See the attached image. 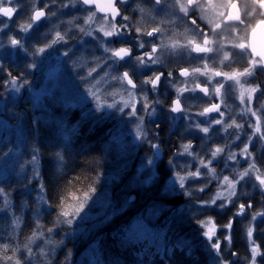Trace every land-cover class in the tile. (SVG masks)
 <instances>
[{
	"label": "snow or ice",
	"instance_id": "1",
	"mask_svg": "<svg viewBox=\"0 0 264 264\" xmlns=\"http://www.w3.org/2000/svg\"><path fill=\"white\" fill-rule=\"evenodd\" d=\"M13 4L14 0H0V17L12 20L19 11ZM78 4L83 6L87 15L83 17V25L75 24L74 27H77L82 34L97 40L99 47L103 50V55L94 56L91 63L86 59H82V62L73 61L71 68L80 82L85 85L82 99H90L96 112L102 113L105 109H113L125 113V109H131L127 115L137 117L138 120L134 130L135 139H146L147 133L143 128V117L137 116L136 104L142 103L145 113L153 115L155 107L153 103L149 102L143 86L150 85L151 89L156 91L165 75L163 71H155L151 66L163 67L168 57H181L187 54L191 60L202 62V66L198 63L196 67L191 68V72L188 68H183L180 70V76H192L193 78L203 76L205 80L197 82L192 88L178 87L176 89L177 98L172 102L169 110L173 113L184 112L180 97L184 92H195L198 89L209 99H219V103H211L197 115L208 116L215 112L218 113L219 118L208 121L206 127H201L200 123L195 124V127L205 134L209 133L213 123L221 125L225 132L234 128L236 130L235 138L239 139V132L243 129L244 124L237 122L235 118H231L230 123L226 122L225 111L221 110L222 106L229 107L226 98L238 88L237 99L243 106L239 114L255 118V124H249V127L252 128V135H259L260 140L264 141V103L259 108L253 107L254 102L264 96V82L252 83L258 74H264V0H244L243 6L239 4L238 0H223L219 4L216 0H137V6L133 11L140 13V21L135 24L132 22V18L124 15L123 12L127 8L129 0H68L66 3L64 0H48L42 6H36L35 0H33L31 15L26 23L20 25V31L27 33L39 22L50 21L57 15L56 11H52V6L75 8ZM79 19L74 17L67 23L71 25L74 20L78 21ZM198 21L202 23H198ZM7 27H9L8 23L0 20V31ZM180 28H183V31H180ZM69 31L71 29L64 32L56 30L50 42L38 48L36 54L43 53L56 44H67L70 38ZM133 32L136 34L135 43H131ZM228 36H231L232 39H228ZM143 37L150 39L145 41ZM115 44L121 46L116 47ZM11 45L22 47L21 41L15 38H11ZM137 48L142 50L138 55L134 51ZM193 53L195 56L192 55ZM62 55L71 59L69 49H66ZM236 57H240L242 61L246 62L242 71L233 69L231 72H227L216 70L213 67L217 60L220 68L226 66L225 62H228L227 66H230ZM34 66L30 65V67ZM126 66L134 69L142 67L153 71V75L141 81V91H145V94L139 98L134 91L138 85L133 79V74L129 71H120V68ZM9 75L11 76V73ZM167 76L172 80L175 79L171 70L167 72ZM220 77L222 79H216ZM229 81L234 82V86L229 84ZM10 82L16 88L17 77L12 76ZM183 83L187 84L188 81L185 80ZM109 88L115 90L109 91ZM16 90L19 89L16 88ZM125 93L127 98H125ZM154 103H160V101L157 100ZM229 110L231 111V109ZM251 139L252 136H249V140ZM151 148L154 150V155L159 152L158 144H151ZM182 149L178 155H188L199 160V166L194 171L174 173V184L178 183L185 195H192V191L186 187L189 181L196 182L205 176L210 177L209 182L212 179L219 181L216 193L207 200L199 201L202 207L215 205L223 209L228 204H234L233 198L239 195L237 186L245 178H250L253 173H255V180L264 193V172H261L254 160H251L243 171L235 173L231 178L225 175L221 181L216 169L211 165L212 160L224 152L223 147H216L211 151V159L198 157L192 151L191 142L182 145ZM240 154L246 159L252 157V153L248 150V144H245ZM3 155L7 156V153ZM56 156L61 162L63 161V156L60 153H56ZM236 156V153H230L228 160L235 161ZM37 162L38 158L34 150L31 163L35 165ZM172 163L169 160V164ZM148 164H152V159L148 160ZM202 169H207V172H203ZM95 183L96 181H91L86 187L79 189L73 186L71 191L65 190L60 194L57 207L61 211L57 214V223L71 225L80 216L96 192ZM207 187L208 185L204 184L195 188L194 191L203 193ZM41 191H44L43 185H41ZM0 195H5L2 188H0ZM217 201H221V203L217 204ZM41 202H44L43 198H41ZM5 203H7L6 196ZM66 205L75 206L74 211H66ZM251 208V203L247 205L241 203L234 215L242 216L247 209ZM258 217L261 218V222H264V211L255 212L246 226L251 252L248 264H257V256L264 255L261 253L259 245H256L252 239L254 232L252 222L256 221ZM198 223L201 228L205 229L203 235L219 256L221 243L219 239H215V223L211 218L199 220ZM13 225L19 227V218L13 221ZM223 227L230 231L233 227L232 219H229ZM42 228V225L37 224L32 234L26 238L22 249L10 242L0 243V264H25V260H31L34 255L31 245L37 239L44 237ZM52 231L53 228L47 229L48 233H52ZM224 239L231 244V235H226ZM45 243L51 244L52 241L46 240ZM9 252L11 255L8 254ZM24 252L27 253V256L21 259ZM40 255H46L44 249H40ZM232 255L237 254L232 253ZM220 264H231V262L221 258Z\"/></svg>",
	"mask_w": 264,
	"mask_h": 264
},
{
	"label": "rangeland",
	"instance_id": "2",
	"mask_svg": "<svg viewBox=\"0 0 264 264\" xmlns=\"http://www.w3.org/2000/svg\"><path fill=\"white\" fill-rule=\"evenodd\" d=\"M48 2V0H35L36 6H42L43 3ZM64 2H68V0H64ZM14 7H16L19 11L17 14L14 15L13 20L14 22L9 23L7 20L0 17V20L5 21L8 23L9 27L4 28L0 31V69L2 67V58H7L11 60L21 59L26 64L27 71L24 72L22 75L25 76V80L17 79L16 88L19 90L17 91L11 84V80L8 81L5 89L3 90V95L0 97V133L6 132L7 130L11 129L12 127L15 130L18 129L20 125L21 119L18 118L14 120V124L8 120H5L2 116H5V112L7 110L8 105L13 100H25L30 102L33 105V108L42 109H49L45 108L44 105L49 107V104H54V107L60 108L59 113H53V111H44V113L40 114L38 117H47L52 118L55 121L63 122V123H73L76 124L74 121V116H76L80 121L83 120H94V121H101L103 123L106 122V133L109 141L105 143L103 147L106 154H112L116 156L118 159V168L119 173L121 172H131L130 177V188H140L143 186L149 185L156 175V169L159 162L164 160L165 165L169 166V170L171 172L165 186L164 191L168 196H178L183 195L185 199L189 198L184 194V190L180 189L179 184H174V173L175 172H184L187 170L194 171L196 167L199 166V160L193 159V157L188 155H178V153L182 152V145H180L178 152L169 153L167 156H163V159L160 161L157 157V153L154 155V150L151 148V144H158L155 140V124L158 122V118L160 117L161 112V103H154L155 101H160L161 95H164L166 90L171 91L174 98H177V91L178 87H188L192 88L195 87L197 82H202L205 80V77L198 76V78H193L192 76L187 77L186 79H181L174 77L175 79L172 80L168 78L165 82L163 90H156L153 91L150 85H144L143 88L146 89V94L148 95L149 102L153 103L155 107V113L153 115H147L144 111L143 104L137 103L136 107L138 109L137 116L143 117V128L144 131L147 133V138L143 140H136L135 139V126L138 122L137 117H131L127 115V113L131 109H125V113H120L117 110L113 109H105L102 113L96 112L94 108L93 102L88 99H82L84 95V87L85 85L80 82L77 78L75 72L72 70L71 65L73 61L82 62V59H86L89 63H91L92 58L94 56H101L103 55V50L99 47L98 41L93 39V37L86 36L78 31L77 27H74L75 24L83 25V17L87 15V13L78 8V5L68 8H59L58 6H52V11H56L57 15L52 17L50 21H43L42 24L34 25L33 29L29 30V32L25 33L20 31V25L27 22L28 17L31 15L33 10V0H28V3L22 4L19 0H14ZM22 7L23 10H29L27 12V16L25 19H22ZM78 10L76 13L71 14L70 11ZM80 18L78 21L74 20L73 24H68L67 21L73 20V17ZM24 16V15H23ZM14 24V25H13ZM69 31V39L67 44H56L52 48H48L43 53L36 54L37 49L43 47L46 43H49L51 38L54 36L56 30L61 32ZM180 31L181 28L179 29ZM11 38H15L21 41L22 47L19 46H12L11 45ZM114 46L119 47L121 45L115 44ZM70 50V57H64L62 53L66 50ZM142 51L137 48V52ZM134 63V62H133ZM202 66V62L191 60L187 54L181 57H168L165 60L163 65V69L165 70H173L176 67L181 65H185V68H188L191 72L192 67H196L197 64ZM228 62H225L227 65ZM191 64V65H190ZM30 65H35L34 67H30ZM189 65V67H187ZM159 65H153L151 68H156ZM216 70L225 71L224 67H219V61L217 60L216 63L213 65ZM127 68L132 72L137 79V89L134 90L137 93V98L145 94V91H141L140 83L145 78L142 76L139 77V72L142 73L147 71L142 67L140 68H133V67H122L120 71H127ZM179 68H176L174 71L176 72ZM181 69V68H180ZM228 72V70H227ZM150 75V74H149ZM153 75V74H152ZM19 77V76H18ZM177 78V79H176ZM216 79H222L216 78ZM243 79V78H242ZM187 80L188 83L184 84L183 82ZM229 84H233L234 82L229 81ZM175 85V86H173ZM118 87V85H117ZM115 90L114 88H109V91ZM125 98H127L126 93L124 94ZM239 95V89L236 88L235 91L232 92L230 96L226 98V103L229 106L225 108L222 106L221 110L225 111V121L231 122V118H235L237 122L243 123L244 127L239 132V139H236V130L234 128H230L227 132L223 131L221 125H217L215 123L212 124L211 128L209 129V133L205 134L199 129L195 127V124L200 123L201 127L208 126V121L218 119L219 115L216 113L213 116H200L197 115L198 112L203 111L205 106L208 103L214 102L219 103V99L213 98L209 99V97H202L199 93L195 92H184L183 95L180 97L181 102L184 103L187 108V113L185 112L179 118H172L171 127L177 126L178 123L185 124L188 127V134L192 135L193 140L199 139V148L197 144L194 145V141L191 142L192 144V151L197 154L198 157H203L205 159H211V151H213L216 147H223L224 152L218 155L215 159L212 160L211 167L216 169V173L219 177V180L222 181L223 176L227 175L230 178L237 172L243 171L245 168L248 167V164L251 160H254L257 167L258 162L256 160L257 156H259L262 152H264V141L260 140L259 135H252V128L249 127V124H255V118L251 117L250 115L241 116L239 113L241 108L243 107L240 105L239 99H237ZM111 99V98H109ZM119 99V97H117ZM202 99V100H201ZM256 102V101H255ZM254 102L253 107L259 108L261 103L257 104ZM47 103V104H46ZM203 105L201 109L198 111L193 110L194 107H198ZM231 109V111L229 110ZM194 111V112H190ZM5 113V114H3ZM10 113V112H9ZM10 116V115H9ZM74 117V118H73ZM12 118V117H9ZM162 118L159 120L161 121ZM92 122V121H91ZM86 129V128H85ZM199 136V137H198ZM249 136H252V139L249 140ZM106 141V140H105ZM189 143V142H188ZM187 144V143H186ZM245 144H248V150L252 153V157L246 159L243 155H241V150L244 148ZM160 145V144H158ZM203 150V151H202ZM159 152L162 153V149L159 147ZM158 152V153H159ZM230 153H236V160H228V155ZM163 154V153H162ZM167 158V159H166ZM152 159V164H148V160ZM169 160L173 163L170 165ZM238 161V162H237ZM59 168H63V161L61 162L58 159ZM38 162L32 166L34 169L37 168ZM121 166V167H120ZM132 170L130 169L131 167ZM121 169V170H120ZM261 172L264 170L261 169ZM14 171L13 166L11 164H5L0 160V182L5 179L10 173ZM24 170L22 169L20 174H23ZM203 172H207V169H202ZM19 177V175H16ZM34 180L39 181L38 177H35ZM210 177L205 176L201 178L199 181L193 182L189 181L186 184V187L189 191H192V195L194 197H200L203 200L209 199L213 196L217 188L219 186V181L212 179L209 182ZM204 184H207L208 187L205 189L203 193L194 191L195 188H198ZM237 191L239 193L238 197H234V204H228L226 208H220L218 206H204L202 207L200 203L194 204L193 207H187V209H183L182 207L177 208V213H182V216H188V218L194 217L196 214L202 217L201 220L209 219L211 212H225L226 210H230V212L237 211L239 205L244 202V200L248 199L254 193H261V189L258 185V182L255 180V173L250 178H245L244 181H241L240 184L237 186ZM4 195H0V200L5 202L1 198ZM133 197V198H132ZM5 198V196H4ZM41 195L38 197L35 203V213H37L38 217H34V226L36 227L37 224H40L41 213L43 209L46 208L45 202H41ZM132 198V201H131ZM44 201V200H43ZM135 202L138 201L135 198L134 194H129L125 198V206H127V202ZM221 203V201H217V204ZM99 206V208H98ZM121 207V210H124V207ZM1 210L6 207V205L1 204ZM190 208H192L190 210ZM167 211V207L159 206L154 207L152 209L147 210L144 215L139 214L134 220H132L125 229L122 230L121 237L122 239L128 241H134L136 243L142 241L147 242L149 245L157 244L156 242V229L155 226L152 225L162 211ZM37 211V212H36ZM256 211H264V207L258 206L256 207ZM115 212L111 202H107V200L100 203L98 200L93 199L88 201L87 205L85 206L84 211L80 214V216L75 219V221L86 220L90 218L92 215V220L100 219L102 221L109 220L112 218L113 213ZM245 215V214H244ZM242 216H235L234 219L240 218V220L244 221L245 217ZM176 216V214L174 215ZM181 216V215H179ZM196 217V216H195ZM248 220H251V216H247ZM81 218V219H80ZM186 219V218H185ZM212 219V218H211ZM261 218H257L256 221L252 222L254 227L253 237L252 239L255 241V227L259 223ZM91 221V219H89ZM151 222L149 224L148 222ZM215 223V221L212 219ZM81 223V222H80ZM79 223V224H80ZM246 224V223H245ZM249 222L244 226L245 230V256L238 257L232 255L231 252V244L228 243L224 239L226 235H231V230H227L225 228H219L216 223V235L215 239H219L221 243V252L220 255L217 256L216 252L211 248L209 241L203 235L205 231L204 228H201L199 223L196 225V230H199V233L202 235V238L205 240L208 247L213 251L215 259L221 261L223 256L230 254V259L228 262L231 264H248L251 258L250 252V244L246 235V226ZM67 227L72 229L73 226L75 227V223L71 225L66 224ZM65 226V225H64ZM68 231V230H67ZM75 234L70 232L66 234L64 237L66 239L74 238ZM39 241H43V239H37L34 244H32L33 250H36L37 253L35 257H39L43 259V264H46L45 258L50 253L49 249H53L54 245L42 242L41 244L43 247H38ZM65 241V240H64ZM161 244V243H160ZM255 244L257 242L255 241ZM52 245V246H51ZM158 245V244H157ZM162 245V244H161ZM40 249H44L46 255H40ZM86 252H82L77 257L76 264H96L99 260L100 255L96 252L95 246L88 248L85 250ZM161 251L163 249L161 248ZM257 264L261 263L262 255L257 256ZM45 262V263H44ZM50 264V263H49ZM68 264H72V257L68 259Z\"/></svg>",
	"mask_w": 264,
	"mask_h": 264
},
{
	"label": "trees",
	"instance_id": "3",
	"mask_svg": "<svg viewBox=\"0 0 264 264\" xmlns=\"http://www.w3.org/2000/svg\"><path fill=\"white\" fill-rule=\"evenodd\" d=\"M1 63L0 97L12 76L24 81L25 76L22 74L27 71L26 64L21 59L2 58ZM168 97L166 93L161 95L160 103L168 104ZM44 107L49 109L42 110L53 113H59L60 110L52 103L49 107L47 105ZM8 108V112L3 113L5 116L2 117L5 120L9 119L13 124L18 118L21 121L17 130L12 127L0 133V160L7 165L11 164L14 169L0 182V188L4 190L7 200V203L0 200V206L6 205L3 212L0 207V243L10 242L23 248L26 238L36 228L34 217L38 215L34 209L36 200L41 195L46 205L39 221L44 231L42 242L50 240L54 245L45 258L46 264H68L70 257L72 264H76L79 254L93 246L100 255L96 264H220V260L215 259L213 251L208 247L199 230H196V225L202 217L196 214V217L188 218L176 212L177 208L193 207L202 199L194 196L185 199L183 195L168 196L163 192L171 174L164 160L159 162L155 178L149 185L130 188L131 172L119 173L118 159L114 153L106 154L103 148L105 143L110 142L107 137L109 133H106V122L94 120L79 122L76 116L73 117L76 124L61 123L47 117L39 118L38 116L44 111L33 108L30 102L21 99L13 100ZM160 131L161 136L157 135L156 130L155 133L165 155L182 144L178 139L169 138L167 128L160 127ZM34 150L38 158V166L35 169L31 167ZM4 153H7V156H4ZM56 153L63 156V168H59ZM261 168L264 170V161ZM22 169L24 172L20 174ZM17 174L19 177L16 176ZM35 177H38L39 181L34 180ZM91 181H96V192L91 200L96 199L100 203L102 200L111 202L115 210L112 218L108 221L99 218L92 220V215L86 220L77 221L76 218L77 220L73 221L75 227L70 230L67 223H57V214L61 211L57 207L60 194L65 190L71 191L73 186L76 189L86 187ZM41 185L44 187L43 192ZM128 193L134 194L138 201L127 202L125 206ZM4 196H1L3 200ZM257 198L251 195L243 202L253 204L251 209L246 210L249 217L257 212L255 203L257 200V203L261 201L260 197ZM123 206H125L124 210H121ZM156 206L167 207V211H162L152 223L156 229L158 245L153 243L149 245L145 241L138 243L124 241L121 237L122 230L139 214L144 215L143 212ZM74 207L66 205L65 210L73 212ZM235 212L214 211L209 217L219 228H224L223 225L232 219L231 252L236 253L237 257L245 256L244 226L249 221L234 219ZM17 218H19V227H14L13 221ZM148 223L151 224L150 221ZM48 228H53L52 233L47 232ZM69 231L75 236L67 240L64 236ZM254 238L261 253H264V222L259 221L255 227ZM42 242H38V247H43ZM33 252L31 260H25V264H43V259L35 257L37 251L33 250ZM8 254L11 255V252ZM26 256L27 253L24 252L21 259ZM223 259L231 260L230 254L223 256ZM260 264H264V255Z\"/></svg>",
	"mask_w": 264,
	"mask_h": 264
},
{
	"label": "flooded vegetation",
	"instance_id": "4",
	"mask_svg": "<svg viewBox=\"0 0 264 264\" xmlns=\"http://www.w3.org/2000/svg\"><path fill=\"white\" fill-rule=\"evenodd\" d=\"M20 2H22V4L24 5V4H26V3H28V0H19ZM216 2L219 4V3H222L223 2V0H216ZM238 2H239V4L241 5V6H243V3H244V0H238ZM136 6H137V0H129V4H128V6H127V8L126 9H124L123 10V12H124V15H128V16H130L131 18H132V22L135 24L136 22H138V21H140V13L139 12H134L133 11V9H135L136 8ZM145 6H147V5H145ZM78 8L79 9H81V10H83L84 11V8H83V6L82 5H79L78 4ZM219 10V9H218ZM29 10H23V7H22V19H25L26 17L25 16H27V12H28ZM78 10H72V12L70 11V13L71 14H74V13H76ZM24 15V16H23ZM98 15H102V14H98ZM72 17L74 16V15H71ZM1 18H3V17H1ZM74 18V17H73ZM3 19H5V18H3ZM117 19H119V18H117ZM5 20H7V19H5ZM8 21V20H7ZM9 23H12V22H14V20L12 19L11 21H8ZM43 22V21H42ZM42 22H40L39 24H36V25H40V24H42ZM190 23V22H189ZM198 23H202L201 21H198ZM14 25V24H13ZM181 30H183V28H181ZM226 35H227V33H225ZM135 32H133L132 34H131V36H132V38H131V43H135L136 41H135ZM143 39L145 40V41H148L150 38H148V37H143ZM228 39H232V37L231 36H228ZM146 47H148V45H146ZM135 51V54H140V52L141 51H139V52H137V49H135L134 50ZM193 56H195V53H193L192 54ZM191 65V64H190ZM227 65H228V63H227ZM225 66L224 67V69H225V71H227L228 70V72H231L233 69H238V70H240V71H242L243 70V67L244 66H246V62L245 61H242L241 60V58L240 57H236V59H235V61L234 62H232L231 63V65L230 66ZM186 66L185 65H181V66H179V67H176V68H179L176 72L174 71L175 69H173V70H171L172 72H173V76L174 77H177V78H181L180 76H179V73H180V70L181 69H183V68H185ZM187 67H189V65L187 66ZM181 68V69H180ZM153 70H155V71H163L164 73H165V75H164V77L162 78V81H161V83H160V85H159V87H158V89L157 90H163V87H164V84H165V82L168 80V76H167V72L169 71V70H165V69H163L161 66H156V68H153ZM127 71H129L130 73H132L128 68H127ZM147 71H149V70H147ZM150 74V75H149ZM153 74V71H149V72H146V71H144V72H142V73H140L139 72V77L140 76H142L143 78H147L148 76H151ZM176 78V79H177ZM187 77H185V78H181V79H186ZM133 79H134V81L137 83V79H138V77H135L134 75H133ZM256 82H264V74H258L257 75V77L255 78V80H253L252 81V83L254 84V83H256ZM136 90V89H135ZM146 90V89H145ZM197 93H199L202 97H206L202 92H200V91H196ZM166 94H168V98H169V102H168V104H165V105H163V104H161V114H160V117L158 118V123L157 124H155L156 126H155V130H156V132H157V135L158 136H161L162 135V132L160 131V127H163L164 129L165 128H167V133H168V136H169V138H174V139H178L182 144H186V143H188V142H192V141H194V143H196L197 144V147L199 148V142H200V140L197 138V139H192V138H190V137H192V135H190V134H188V132H190L189 130H188V127H187V125H185V124H180V123H178L177 124V126H174V127H171V123L170 122H172L171 120H172V118H179V117H181L182 115H184L185 114V112L187 113V109L189 110V108H187V106H185L184 105V103H182L181 102V105H182V107L185 109V111L184 112H177V113H173V112H171L169 109H170V106L172 105V102L176 99V98H174V96H173V94L171 93V91H169V90H166V92H165ZM202 100V99H201ZM211 103H214V102H211ZM211 103H208L205 107H208V106H210V104ZM256 105L257 104H259V103H264V96H261V98L259 99V100H257L256 102ZM201 107H203V105H200V106H198V107H194L193 108V110H196V111H198L199 109H201ZM190 112H194V111H190ZM216 113L215 112H213V113H210L208 116H213V115H215ZM162 118V120L161 121H159L160 119ZM170 121V122H169ZM157 135H156V133H155V140L154 141H156V143H158L159 142V140H158V138H157ZM199 137V136H198ZM159 144V143H158ZM182 144H180V145H182ZM159 147L161 148V145H159ZM179 147L180 146H178L175 150H173L172 152L174 153V152H178V149H179ZM177 150V151H176ZM203 151V150H202ZM171 152V153H172ZM163 153V154H162ZM162 153H157V156H158V154H161V157H158L159 158V160L161 161L162 159H163V156L165 155V153H164V151L162 150ZM165 156H167V155H165ZM256 160H257V162H258V166H259V168H260V166H262V162L264 161V152H262L259 156H257V158H256ZM168 169H169V166H168ZM262 169V168H261ZM263 170V169H262ZM254 196H257L258 198L260 197L261 198V201L259 202V203H257L258 202V200H257V202L255 203V206L256 207H260V206H262V207H264V193H262V191H261V193H254L253 194ZM257 198V199H258ZM259 198V199H260ZM248 204V203H247ZM246 204V205H247ZM252 206H253V204H252ZM249 210V209H248ZM248 214L245 212V215H244V219H247L248 217ZM261 221V220H260Z\"/></svg>",
	"mask_w": 264,
	"mask_h": 264
},
{
	"label": "water",
	"instance_id": "5",
	"mask_svg": "<svg viewBox=\"0 0 264 264\" xmlns=\"http://www.w3.org/2000/svg\"><path fill=\"white\" fill-rule=\"evenodd\" d=\"M3 18H5V17H3ZM5 19H7V18H5ZM9 21V20H8ZM11 21V20H10ZM42 22V21H41ZM40 23V22H39ZM38 23V24H39ZM179 76H180V73H179ZM181 78H185V77H183V76H180ZM198 90V89H197ZM199 91V90H198ZM177 113V112H176ZM157 157H161V154H158V156ZM133 198V197H132ZM132 198H131V201H132Z\"/></svg>",
	"mask_w": 264,
	"mask_h": 264
}]
</instances>
